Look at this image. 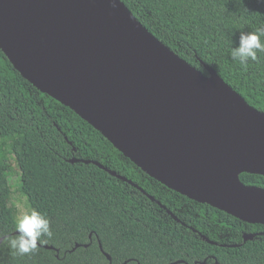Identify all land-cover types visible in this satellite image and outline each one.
<instances>
[{"label": "trees", "instance_id": "1", "mask_svg": "<svg viewBox=\"0 0 264 264\" xmlns=\"http://www.w3.org/2000/svg\"><path fill=\"white\" fill-rule=\"evenodd\" d=\"M122 1L172 51L205 75L209 65L264 112V52L246 67L231 57L241 32L264 27V5L257 0ZM10 160L20 170L17 190L29 212L44 214L52 232L25 255L10 247L19 217ZM240 178L264 188L263 175ZM245 233L255 236L246 240ZM180 260L177 264H264V224L197 202L149 176L74 110L26 79L0 47V264Z\"/></svg>", "mask_w": 264, "mask_h": 264}, {"label": "water", "instance_id": "2", "mask_svg": "<svg viewBox=\"0 0 264 264\" xmlns=\"http://www.w3.org/2000/svg\"><path fill=\"white\" fill-rule=\"evenodd\" d=\"M0 47L149 176L264 224V188L240 178L264 176V112L172 51L122 0H0Z\"/></svg>", "mask_w": 264, "mask_h": 264}, {"label": "clouds", "instance_id": "3", "mask_svg": "<svg viewBox=\"0 0 264 264\" xmlns=\"http://www.w3.org/2000/svg\"><path fill=\"white\" fill-rule=\"evenodd\" d=\"M257 3L264 5V0H257ZM264 27L255 31L241 32L239 46L231 50V57L239 61L242 66H247L249 60L256 61L258 52H264ZM16 232L14 238L10 239V247L20 255L30 254L38 247V242L44 236L51 237L50 220L38 210H31L17 218Z\"/></svg>", "mask_w": 264, "mask_h": 264}, {"label": "rangeland", "instance_id": "4", "mask_svg": "<svg viewBox=\"0 0 264 264\" xmlns=\"http://www.w3.org/2000/svg\"><path fill=\"white\" fill-rule=\"evenodd\" d=\"M10 167L12 168V174L9 178L10 184L13 187V201L15 202L18 211H19V217L25 213H29V207L26 204V198L21 197L17 188H18V182L20 178V170L18 166L16 165V162L14 160H10Z\"/></svg>", "mask_w": 264, "mask_h": 264}, {"label": "flooded vegetation", "instance_id": "5", "mask_svg": "<svg viewBox=\"0 0 264 264\" xmlns=\"http://www.w3.org/2000/svg\"><path fill=\"white\" fill-rule=\"evenodd\" d=\"M246 234V233H245Z\"/></svg>", "mask_w": 264, "mask_h": 264}]
</instances>
